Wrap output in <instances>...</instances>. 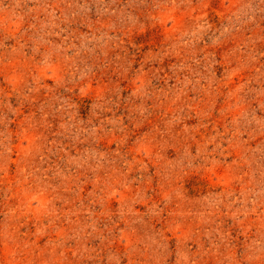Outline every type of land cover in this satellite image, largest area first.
<instances>
[{
  "label": "rangeland",
  "instance_id": "rangeland-1",
  "mask_svg": "<svg viewBox=\"0 0 264 264\" xmlns=\"http://www.w3.org/2000/svg\"><path fill=\"white\" fill-rule=\"evenodd\" d=\"M0 264H264V0H0Z\"/></svg>",
  "mask_w": 264,
  "mask_h": 264
}]
</instances>
